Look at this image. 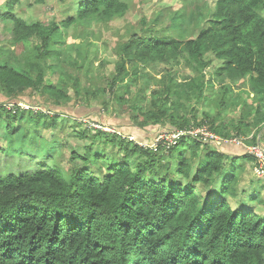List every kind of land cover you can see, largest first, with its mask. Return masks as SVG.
Instances as JSON below:
<instances>
[{"label":"trees","instance_id":"obj_1","mask_svg":"<svg viewBox=\"0 0 264 264\" xmlns=\"http://www.w3.org/2000/svg\"><path fill=\"white\" fill-rule=\"evenodd\" d=\"M18 1L7 0L0 14L13 24L16 44L30 43L18 54L0 46V94L13 107L0 102V122L8 123L9 135L14 138L20 128L13 124L27 117L36 123L37 140L43 128L63 129L58 112L70 110L71 85L77 97L107 93L108 99L127 104L136 129L126 134L99 127L74 130L91 144L82 155L72 152L69 176L49 161L63 145L53 140L36 171L0 175V264H264V215L251 207L264 203L259 189L252 191L250 203L232 204L245 164L251 162L253 170L254 157L242 147L203 145L192 136L169 150L138 144L152 143L160 132L146 131L162 124L169 130L208 125L223 136L249 137V144L264 142V0H217L213 8L205 0H185L178 10L159 11L154 22L143 17L138 29L118 43L111 75L104 62L81 63L89 59L78 44L66 49L58 22L29 23L15 15ZM128 9L126 0H83L61 25L109 21ZM196 27L198 32L186 37ZM212 67L213 72L206 71ZM182 68L191 74L184 75ZM142 80L140 95L125 99L132 84ZM243 80L257 105L234 93ZM97 83L106 86L89 89ZM215 83L219 91L213 97ZM28 90L53 110L21 109L18 98ZM193 102H215L218 113L199 118ZM230 108H239L240 115L223 118L222 111ZM99 139L119 152L108 157L104 149H93ZM37 140L13 151L36 159L29 148L35 149Z\"/></svg>","mask_w":264,"mask_h":264},{"label":"rangeland","instance_id":"obj_2","mask_svg":"<svg viewBox=\"0 0 264 264\" xmlns=\"http://www.w3.org/2000/svg\"><path fill=\"white\" fill-rule=\"evenodd\" d=\"M6 1L7 0L0 1V14H2L7 9ZM81 1L83 0H19L13 6V12L15 15L29 23L37 21L43 22L45 24H48L52 21L58 22L60 24V30L63 32V38L66 40V49L69 47H74L76 44H78L80 48L88 54L87 58L89 59L85 61H79L81 63L84 62L87 64L89 61L94 60L95 65H99L100 63L104 62L105 65L103 70L107 75H111L115 71L116 63L119 59L116 52L118 43L120 41H126L132 31L138 29L136 26L139 25V22L143 17L150 19L151 22H154L152 20L153 17H156L159 11H162V9H165L166 13L168 14L174 10L182 8L184 3L186 4L185 0H126L129 4L128 11L124 15L115 17L112 20H93L89 23H82L78 27L72 25L68 28L61 25L62 19L76 15L77 7ZM205 1L211 8H213L217 2V0ZM12 26L13 24L11 21L0 19V46L11 48L16 54H18L24 51L26 47H29L30 43L25 41L16 44L14 42V35L11 32ZM196 28L192 30L190 29L191 31L188 35H186V37L194 36L198 32V28ZM71 56L76 57L77 50H72ZM220 64L221 62L219 61L214 62L216 67H219ZM157 67L158 69H162L164 66L157 65ZM70 71L74 72L75 68L70 67ZM148 71L155 78H160L159 75H156V70L149 68ZM206 71L213 72L214 68H208ZM83 72H81V82L85 84L88 82V80L84 76ZM182 73L184 75H190L191 71L189 68H182ZM209 74L210 73H208V76ZM56 77V73L50 74V78L53 81H55ZM244 81L247 82L246 80H243L234 85V93H238L243 99L253 103V105H257L253 100L254 95L249 91L247 86H245L246 84L243 85ZM68 83L71 85L72 82L68 81ZM104 83H106V81H104ZM141 85H143V80L137 84L133 83L131 90L129 92H125V99L131 100L137 98L140 95L139 89L141 88ZM98 86L105 87L106 85L101 83H97L95 85L92 84L89 89L93 90ZM214 88L215 89L211 94L213 97L218 94L217 92L219 91V85L215 83ZM81 89L84 91V87ZM121 91L123 92V90ZM145 94L147 97L150 96V90ZM69 95L71 99L66 105L70 110L67 112L62 111L63 113L58 112L61 115L59 117V121L63 122L64 119V128H43L42 137L39 140H37L38 136L35 133L37 129L36 123L32 120H29L28 117L23 121L19 119L16 124H13L20 128V130L14 132V138L9 135L7 126L8 123L4 119H1V176L6 177L11 174L19 175L20 173L24 172L36 171L41 165L39 160H42V158H44L47 154L46 151L48 147L51 146L50 142L52 143V140L58 145L62 143L63 145L54 152L51 160L48 158L46 160H49L52 163H57V165L63 168L66 174L69 176L70 170L74 165L71 163L72 152L82 155L91 144L90 141L84 139L81 140L75 136L73 134L74 130H80L83 128L90 130L100 126L105 128L100 130L110 131L111 133L122 132L126 134V132H128L130 129H136V126L131 121L134 111H130L127 104L121 105L114 97L112 99H108L109 95L107 93H101L97 96L86 94V98L77 97L71 85L69 88ZM2 100L3 99L0 94V102H3L2 104L7 105L8 109H13L9 102L6 104V101ZM17 102L20 104V108L24 110L34 109L37 111L38 109H41L44 112L53 110V105L43 102L40 96L34 95L29 90L23 93V95L18 98ZM184 103L187 104L188 101L184 99ZM215 105V102L211 105L205 104L204 102L197 104L193 102L191 104V106L196 108L195 113L199 118H202L204 114L215 115V113H218V109ZM189 110H191V107H188V109L186 108L183 110V112L186 114V112ZM239 115V108H230L222 111L223 118L235 119ZM49 119L50 117H48L47 120ZM76 122L79 123V125H77ZM169 129V125L162 124L154 127V129L150 128L149 131L146 132L152 136L156 131H170ZM215 135H218V133L215 132ZM34 140H37V147L35 149L30 147L29 150L33 151V153L37 156L36 159L30 157V155L27 153L22 154L13 151L14 148L20 146L24 141ZM15 141L17 144L14 143ZM262 146L264 147V143H262ZM93 149H99L102 151L104 149L108 157H112V153L116 151L119 152L118 146H112L110 143L104 144V142L100 139L97 140V144L95 147H93ZM108 161L109 158L108 160H103L102 162L105 163L106 166ZM173 163L175 165V161ZM75 164L80 165L81 161H77ZM89 167L94 174L101 175L99 170H97V167L93 166L91 163L89 164ZM245 167L246 169L242 174V179H240L238 183L239 196L233 200V207L250 203L249 196L255 189H259L260 197L261 199H264V177L259 178L254 175L251 162L248 161L245 164ZM251 207L255 208L257 212H260L264 215V203L258 202L255 206Z\"/></svg>","mask_w":264,"mask_h":264},{"label":"built area","instance_id":"obj_3","mask_svg":"<svg viewBox=\"0 0 264 264\" xmlns=\"http://www.w3.org/2000/svg\"><path fill=\"white\" fill-rule=\"evenodd\" d=\"M97 127L105 129L100 126ZM186 136H192L193 138L198 139V141L203 145L213 144L214 146L220 148L224 144H232L242 147L246 153L255 158V166L253 167L254 175L259 178L264 177V147L262 146V143L257 145L249 144L247 143L249 137L244 138L242 136L234 135L227 137L220 135L219 133L218 135H215V132L208 125L184 130L161 131L152 143L138 142V144L144 147H151L155 151L158 149L159 145H162L165 150H169L170 148L176 146L182 137ZM124 137L130 140H135L132 136L128 137L124 135Z\"/></svg>","mask_w":264,"mask_h":264}]
</instances>
